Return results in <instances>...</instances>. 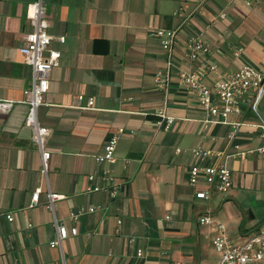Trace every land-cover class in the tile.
I'll list each match as a JSON object with an SVG mask.
<instances>
[{
  "label": "crops",
  "instance_id": "crops-1",
  "mask_svg": "<svg viewBox=\"0 0 264 264\" xmlns=\"http://www.w3.org/2000/svg\"><path fill=\"white\" fill-rule=\"evenodd\" d=\"M34 1L0 0V100L13 101L8 112H0V264H210V249L217 264L212 226L198 224L197 217L208 211L225 225L232 241L262 221L264 215L251 211L244 192L255 189L264 207V153L258 152L264 135L249 106L226 121L211 120L176 72L202 74L208 86L220 80L223 71L244 64L264 73V4L42 0L52 36L49 48L60 52L49 74L46 103L36 111L38 124L50 130L44 147L51 154L43 175L32 129L24 123L28 111L24 90L31 68L23 63L21 46L23 35L32 30L26 8ZM155 29L176 30L166 90L154 80L155 72L167 64L160 40L150 35ZM192 35L201 38L210 53L188 62L185 45ZM208 64H216V70L204 75ZM78 94L84 96L82 101ZM89 97L94 100L92 108H82ZM260 103L264 120V95ZM159 110L173 117L167 130L159 125ZM120 127L124 132L112 166L122 183L119 195L86 192V175L98 167L93 156ZM234 145L247 154L224 158L232 187L213 193L209 201L196 199L194 192L205 185L190 186L188 168L212 160L196 159L191 149L229 153ZM37 189L38 203L32 204ZM48 192L61 196L52 208ZM88 206L99 209L88 212ZM71 214H79L78 219L72 221ZM55 220L68 229L75 226L77 233L52 245L57 239ZM130 237L135 241L129 242ZM136 247L143 248V257L135 256Z\"/></svg>",
  "mask_w": 264,
  "mask_h": 264
},
{
  "label": "built area",
  "instance_id": "built-area-1",
  "mask_svg": "<svg viewBox=\"0 0 264 264\" xmlns=\"http://www.w3.org/2000/svg\"><path fill=\"white\" fill-rule=\"evenodd\" d=\"M247 7L261 6L264 0H244ZM177 14H181V9ZM223 16V14H222ZM26 18L32 25V30L23 35L21 52L23 63L31 68V78L28 88L24 90V102L28 106V111L24 123L31 127V139L41 154V173L46 175L48 160L51 152L44 147L45 137L49 134V129L40 126L37 122L36 111L38 106L46 103V94L49 88V74L54 66L59 62L60 52L49 48L52 36L47 31L48 15L46 5L42 0H36L27 5ZM150 35L157 37L163 50L167 53V64L165 68L155 72L154 80L158 88L166 90L172 78V45L175 40L176 30L155 29L150 31ZM59 41H64V36H60ZM185 56L188 62H193L197 58L207 56L210 49L207 44L197 36H189L185 45ZM216 64H208L203 74L216 70ZM176 77L182 87L195 95L200 107L209 115L211 120L219 119L226 121L232 113H240L245 106H249L259 121V127L264 135V120L259 114L258 104L264 95V73L257 67L244 64L241 68L234 71H223L220 80L212 86L203 82L202 74L194 71L179 69ZM77 99L82 101L84 96L77 95ZM94 100L87 98L84 109L92 108ZM12 100H0V112H8L12 107ZM160 117L159 125L164 129H169L173 122V117L167 116L163 110L158 111ZM122 127L113 132L102 146L100 153L93 156L98 165L97 169L89 172L86 178L89 185L86 192H105L110 198L119 195L122 183L118 182L112 172V166L116 163L115 149L121 133ZM229 138L232 133H229ZM232 152L214 150L208 147H194L190 153L196 159H211L207 165L199 163L192 164L188 168V183L190 186H197L203 183L205 188L194 192V197L202 201H209L213 193H223L232 187V172L226 166L224 158L228 155H235L243 158L246 150L233 146ZM180 152V148H176ZM259 153H264V147L258 148ZM39 189L31 195L32 204L38 203ZM48 207L52 208L54 200L60 195L48 192ZM98 206H88V212H94ZM79 214H71L70 219L76 221ZM7 220L13 219L10 213L6 214ZM198 224L211 225L213 236L212 245L219 254L217 264H264V219L261 223L251 230L240 233L238 241H232L226 233L225 225L214 221L211 214L206 211L197 217ZM121 219L117 220V224ZM57 228V239L52 245H60L62 239L69 234L77 233L76 227L68 229L65 224L55 220ZM129 242H134L135 238H128ZM142 247L135 248V256L143 257ZM176 264H185L176 262Z\"/></svg>",
  "mask_w": 264,
  "mask_h": 264
},
{
  "label": "rangeland",
  "instance_id": "rangeland-1",
  "mask_svg": "<svg viewBox=\"0 0 264 264\" xmlns=\"http://www.w3.org/2000/svg\"><path fill=\"white\" fill-rule=\"evenodd\" d=\"M258 110H259L260 114L262 115L263 108H262L261 103L258 106ZM244 196L247 197V204H248L247 206L251 209V211L257 217H261L262 215H264V207L261 206L260 202L258 203V197H261V196H259V192H257L255 189L247 190V191L244 192ZM241 206H243V205L241 204ZM243 209L246 212V208H243ZM260 223H261V221H259L258 223L254 224V225H252L250 227H247V230L253 229L254 227L258 226ZM215 261H216V255L210 249V252H209V262H210V264H214Z\"/></svg>",
  "mask_w": 264,
  "mask_h": 264
},
{
  "label": "trees",
  "instance_id": "trees-1",
  "mask_svg": "<svg viewBox=\"0 0 264 264\" xmlns=\"http://www.w3.org/2000/svg\"><path fill=\"white\" fill-rule=\"evenodd\" d=\"M244 231H248V230H244Z\"/></svg>",
  "mask_w": 264,
  "mask_h": 264
}]
</instances>
